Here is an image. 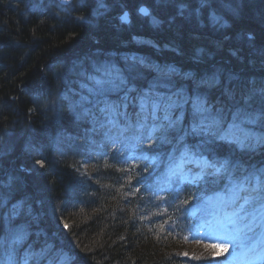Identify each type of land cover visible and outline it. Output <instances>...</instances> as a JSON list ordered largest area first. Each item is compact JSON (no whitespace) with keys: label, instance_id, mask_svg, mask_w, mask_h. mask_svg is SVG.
I'll use <instances>...</instances> for the list:
<instances>
[{"label":"trees","instance_id":"1","mask_svg":"<svg viewBox=\"0 0 264 264\" xmlns=\"http://www.w3.org/2000/svg\"><path fill=\"white\" fill-rule=\"evenodd\" d=\"M106 1L111 6V13L103 15L107 23L102 27V23L88 19L86 9L91 0L78 1L66 8L60 7L55 0L51 4H42L38 0H0V14L14 13L12 23L6 18H1L3 22L0 23V190L5 199L13 200L11 204L20 206L22 210L26 206L25 210L28 211L29 207L32 214L38 215L39 209L43 228L47 233L58 236H46L47 242L55 245V251L60 248L68 253L72 259L69 264H184L181 252L176 250L180 245L172 242L177 239L167 233H159L156 224L146 223L143 211L154 200L145 194L146 200L143 201L142 183L146 182V172L98 169L90 171L93 176L85 177L81 168L84 155L79 151L78 143L66 148L64 153L52 147L55 134L71 133L82 138L90 128V121L82 119L85 113L82 105L86 100L81 104L72 103L78 101L81 90L76 84L69 88V82L85 77L83 64L90 67L94 61L113 62L112 68L96 70L92 74L118 72L127 77L126 89L133 94V101H129L126 109L121 111L139 116L141 123L142 120L149 124L157 121L154 125L161 122L165 140L175 136L179 138L186 136L182 132L198 126L192 123L193 115L186 113L184 125L181 124L185 127L177 131L178 125L164 119L167 115L161 105L162 98L149 85L158 76H165L162 73L168 67L166 63L180 57L181 62H177L181 67H176L173 72V86L177 87L185 80L178 71L187 74L192 71L196 79H191V84L206 82L201 90L206 92L208 101L217 103L223 120L230 118L228 120L253 128L260 142L259 148L249 149L248 153L236 151L237 160L244 163L254 157L263 165L264 115L256 117L264 113V94L261 92L264 89V57L258 53V50L264 51V0H258L255 5L252 2L242 5L236 17L227 13L230 24L224 28L201 25L200 18L188 17L180 11L181 26L178 29H173L168 21L173 11L167 12L170 9L168 4L177 0L168 3H157V0ZM196 1L187 0V4ZM143 2L151 5L162 23L164 21L162 28L147 23L137 14L138 6ZM172 4L173 10H179V3ZM123 7L132 12L131 27L119 22ZM81 15L88 20H81L84 19ZM138 20L145 26L137 28ZM185 24L199 31L190 34L186 32ZM164 33L175 36V50L165 46L172 39ZM135 36L154 40L160 47L159 51L147 52L144 46L133 43ZM200 46L215 53L207 61H204L205 57H199L202 62L194 64L190 58L196 57L195 49ZM208 49L204 50L211 52ZM251 49L254 53L249 58L247 51ZM130 50L141 51L144 57L131 61L122 54ZM147 53L150 57L146 56ZM66 55L75 57L70 65L71 72L61 74L56 59ZM154 63L161 66H151ZM200 65L206 68L217 65L229 74L217 77L212 68L207 71ZM241 69L248 76H244ZM255 69L262 72L251 71ZM238 71L241 74L236 75ZM139 88L148 90L147 106L142 105L139 93L135 94ZM188 103H193L191 97L180 101V104ZM156 106L159 115L155 113ZM163 137L155 144L158 148L165 146L168 152L171 147L168 143L172 139L163 141ZM205 146L215 154L223 155L222 147L218 149L216 144L208 142ZM0 197L3 196L0 194ZM170 203L173 205L174 200ZM169 210L167 206V212L161 213ZM27 211L19 217L26 215ZM5 212L7 215L3 218ZM14 213L9 205L0 212V226L18 225L13 222ZM167 243L174 247L167 248ZM6 246L12 247L13 244ZM44 246L41 244L36 249L53 253L54 250ZM51 253L47 252L49 258Z\"/></svg>","mask_w":264,"mask_h":264},{"label":"rangeland","instance_id":"2","mask_svg":"<svg viewBox=\"0 0 264 264\" xmlns=\"http://www.w3.org/2000/svg\"><path fill=\"white\" fill-rule=\"evenodd\" d=\"M158 1L164 2L166 0H158ZM232 1H236V3H233ZM250 1L254 5L258 3V0H250ZM48 2L51 4L53 0H48ZM91 2L92 3L95 2L94 4L98 3L100 7V11L104 12L103 6L106 7L105 0H91ZM230 2H226V0H197L196 2L192 4H188L186 8L184 7V9H181L180 7L179 11L181 12L183 11L185 14H188V11H190V13H192L191 14L192 16H194L195 13L198 16H200L201 14H205L207 17H209L210 21H206V19L203 18L200 21L201 25L209 24V25H216L219 27L220 26L225 27L230 24V20H229L227 13L233 14L234 12H237V6L234 4H237L238 6L242 5L238 0H230ZM204 6L207 7L208 9L206 12L202 11ZM150 7L152 9V13L149 17L145 18L146 22L152 24L153 26H160L162 28L164 26V21L162 23V20L159 18V16L154 13L153 7L151 5ZM124 10L125 8L123 7L122 12L120 13V16L122 15ZM171 17L172 16H170L169 18ZM119 22L120 24H122L120 18H119ZM169 31L174 32V30H171V29H169ZM133 40H134L133 43L138 44L140 46L141 45L144 46L147 52L153 51L157 53L160 49L159 45L152 39L135 36ZM169 43L170 44L167 47L175 50L176 49L175 40L172 39L171 41H169ZM209 48H212V47H209ZM204 49H208V48L204 46H200L199 48L195 49V51H197L196 57L190 58L194 62V64H198L199 62H202L201 58L199 57H205L204 61H207L214 56V53H215L214 51L208 49L209 51H211V52H208ZM153 52H150V53H153ZM150 53H147V54H150ZM111 64L115 65L113 62H110V61L105 62L104 60L102 62L101 61H94L93 63L91 62L90 67H86V65L83 64L82 72H83V69L92 68V70H94L93 67L95 66H99L102 69H106L109 67L112 68ZM200 68L204 69L206 67L204 65H200ZM211 68L213 69L214 74L217 77H222L223 74H225L223 67L212 65ZM211 68H206V69H208L209 71ZM256 70H251V71L255 73L259 71L262 72L261 70H258V71ZM190 72L192 73V71ZM120 76L121 75L118 72L117 74H115L114 72L112 73L102 72L101 74H98V76L89 74L87 77L86 76L78 77L74 79L73 84H76V85L80 84L81 90L84 91L85 93V96H80L77 102L81 100H91V99L93 100L92 112L89 113V111H86L84 115H82V119L87 118L88 121H90L91 123L92 121L90 120L89 115L94 116L102 112L108 111L109 109L108 106L111 105V103L108 104L111 98V95H115L116 101L114 103L115 105L117 104V106L121 108L126 107L129 101H133V94L127 91L126 89L125 81L127 80V77L123 76L122 78H120ZM81 80H85L84 84L80 83ZM190 80L188 81L190 82ZM182 82L183 84L177 87H174L173 86L174 80H171V79L167 80V79H164V76L163 77L159 76V80L153 81L149 85L151 89H153L155 93H158L162 98L161 105L166 110V115H167L164 117L172 125H178V124L184 123L186 113L187 114L190 113L191 115H193L192 123L198 125L200 130H202V128H206V129L211 130V132L214 135H218L222 128L218 126L219 111L217 107H215L214 105L208 104L207 101L203 100L207 96L204 90L198 91L194 89L193 92L195 93V95H192L188 92L189 82H186V81H182ZM135 94H138V96L142 99L141 100L143 101L142 105L147 106L148 102H146L147 100L145 101V99L150 97L148 90L146 88H139L138 92L136 91ZM190 97L193 103L180 104L181 99H187ZM65 98L70 101L68 97H65ZM77 102L72 101V103H75V104ZM56 105L59 106L60 104H56ZM139 105H141V103H139ZM199 107H203L206 110L203 112H198L197 109ZM155 113L156 115H159L158 106H156ZM108 119H111V118H108ZM68 120L70 121V117H68ZM214 121L215 123H213ZM159 128L161 131H157V129L155 128H151V130L153 132L157 131L158 134L162 133V131H164V126L161 125L159 126ZM225 130L228 131V133H233L235 130V132L233 133L231 137L232 141H237L238 139H240L241 135L245 137L247 133L246 128L241 123H237V125L231 124L228 127H226ZM90 132H91L92 137H95L98 135V131L96 127L91 129ZM84 135L85 137L82 136V139H86V138L88 139V133ZM150 135L151 136L154 135V136L151 138V140H149V142H152V144H155V139L157 137V134L155 135V133H151ZM53 139H54L53 140L54 143L52 147H54L55 149H62L63 147H68L72 145V143L75 142V140H78L76 139V137H73L70 134L66 135V134H60V133L55 134L53 136ZM83 146L88 147L89 145L87 143V145H83ZM139 148L142 150L146 149L144 145H140ZM91 157H94V155L91 154L90 156H88V158H91ZM96 160L97 162L92 160L88 164L84 163L83 171L87 173H89V171L96 172L98 169L102 171L104 167L107 165V163L104 164L103 162H100L101 157H97ZM0 194L3 196V197H0V212H2L7 207L8 201L4 200L5 194L2 193L1 190H0ZM27 209L28 211L25 209L20 210L22 214H25V212L27 211L26 215L21 216V217H19L18 215H15L14 217L15 219L13 220V222L18 223V225L16 226L7 225L3 227L0 226V249L6 247L12 250V255L6 258V260L12 262V260L14 259L13 257L14 256L16 257V255L18 256V252H19V254H25L27 258H31L32 264H69L70 263L69 260L71 259L70 256L65 254L64 255L65 257L61 258L63 253L61 252L60 248L59 249L57 248L56 252L53 251L54 254L51 257L54 258L55 260L52 262H49L50 259H48L49 256L47 255V251L41 253V250H40L38 253H36V248H38L41 244H45V246H48V249L50 250L51 249L55 250V245H53L52 242L48 243L47 241H49V239H47L45 235L40 233L39 229H41V227L39 228L38 223L41 222V213L39 212V209H38V215H36L35 213L32 214L31 209L29 207ZM18 213L19 211H17V214ZM11 214L12 212L10 211L9 215ZM6 215H7V212L3 214V218H5ZM235 219H240V220L237 223L238 231L236 232V237H234V239L242 247L241 254H243L244 256H248L250 255L249 251L257 247V245L260 244L262 241L257 240V238L255 237V235L258 234V231L247 234V235H245V232L247 231L249 225H252L256 221H259L260 224H264V204L258 207L257 210L253 214L250 215V218L248 220L247 219L244 220L243 218H235ZM36 227H38V229ZM223 233H227V232H223ZM229 234L235 235V233H229ZM20 236L23 237L22 239L26 241V244L25 243L21 245L19 244V242L17 241V238ZM202 239L206 241L205 244L199 241H196L195 239H190V243L183 242V241L179 243L178 242L179 240H172V242L178 243V245H180L178 248H176V250L181 253L186 252L187 254H191V253L199 254V253L206 252V251L215 252V253L219 251L220 246L218 245V242L216 241L215 238H212V237L206 238L204 236V238ZM191 242H194V243H191ZM6 244H10V245L13 244V246L7 247ZM167 244H168L167 248L169 247L170 249H172L174 247L170 243H167Z\"/></svg>","mask_w":264,"mask_h":264},{"label":"bare ground","instance_id":"3","mask_svg":"<svg viewBox=\"0 0 264 264\" xmlns=\"http://www.w3.org/2000/svg\"><path fill=\"white\" fill-rule=\"evenodd\" d=\"M169 1H172V0H166V1H164L165 3H168ZM242 5H243V7L244 6H246V4L247 3H251V1L250 0H238ZM226 2H230V0H226ZM233 3H236V1H232ZM95 3V2H94ZM94 3H92L91 2V4H89V7L86 9V14L88 15V19L89 20H91L93 23H102V24H100L102 27H104L105 25H103V24H105V23H107V21H106V19H104V17H103V15H107V14H109V13H111V6H110V4L105 0V4H106V7L105 6H103V9H104V12H101L100 11V7H99V5H98V3H96V4H94ZM147 3V2H146ZM172 3H179V7H182V6H184L185 4H187V0H181V1H179V0H177V1H173V2H170V4H168V7L170 8L167 12L168 13H170L171 11H173L172 12V14H170V16H172L171 18H169L168 19V21H169V23H171L172 24V26L175 28V29H178L181 25H179V19H180V17H179V15H180V11L178 10V9H174L173 10V4ZM231 3V2H230ZM232 3V4H233ZM234 5H236L237 6V12H234L232 15H235V17L236 16H238L239 15V11L241 10V8H240V6H242V5H240V6H238L237 4H234ZM106 8H107V10H106ZM163 8V7H162ZM161 8V9H162ZM160 9V10H161ZM14 13L13 12H11L9 15H4V14H0V23H2L3 21L1 20V18H6L7 20H9L11 23H12V21H13V19H14ZM82 16V15H81ZM84 19H82V18H80L81 20H88L85 16H82ZM119 18H120V14H119ZM127 24H133V20L131 19V18H129V21L128 22H126ZM178 23V24H177ZM137 28H139V27H144L145 25H143V21H140V20H138V22H137ZM15 25L17 26V23H15ZM19 25H20V23H19ZM133 26V25H132ZM129 27H131V26H129ZM184 27H185V29L187 30L188 29V31H186V32H189L190 34H194V33H196V32H198L199 30L197 29V28H194V29H192L191 28V25L190 24H185L184 25ZM183 29V28H182ZM182 29H181V32H182ZM192 29V30H191ZM9 33V35H10V37H11V30L8 32ZM164 35L166 36V37H168V38H170V39H173V40H175V36L173 35V36H170L169 34H167V33H164ZM217 38V37H216ZM176 39H178V40H180L181 39V37H177ZM250 39V38H249ZM188 41V40H187ZM190 42H192V41H190ZM169 44L170 43H165V46L167 47V46H169ZM249 46H252V44H248ZM248 49H250V48H248ZM253 51H252V49L250 50V51H247V55H248V57L250 58L252 55H253ZM258 53H259V55L261 56V57H264V51H261V50H258ZM125 57H128V58H130L131 60L133 59V56L132 55H130V54H126L125 52H123L122 53ZM178 54L179 53H176V55L178 56ZM235 54H236V52H235ZM70 56V57H69ZM74 57L75 56H71V55H66V57H62L61 59H56V66H58V65H60V68L59 69H61V74H65V72H71L70 71V65H71V63H72V61L74 60ZM174 60H176V61H178V62H181V58L180 57H175V58H173ZM94 68V70H92V68H90V69H83V72H82V74L83 75H85L86 77L89 75V74H92L93 72H95L96 70H99V69H102L101 67H99V66H95V67H93ZM54 72V71H53ZM241 72L243 73V75L244 76H248V74H247V72L246 71H244L243 69H241ZM65 78H66V75H65ZM126 83H129V81L128 80H126ZM34 148V145L32 146V149Z\"/></svg>","mask_w":264,"mask_h":264},{"label":"snow or ice","instance_id":"4","mask_svg":"<svg viewBox=\"0 0 264 264\" xmlns=\"http://www.w3.org/2000/svg\"><path fill=\"white\" fill-rule=\"evenodd\" d=\"M62 2L64 3H67L68 0H62ZM141 11H144L143 9ZM261 92L262 94H264V89H261ZM108 107H111V106H108ZM206 109H204L203 107H199L197 109L198 112H203L205 111ZM260 115H264V113L262 114H257V117L256 118H259ZM215 123V121L213 122ZM196 129L194 128L193 131H195ZM38 163H41L40 161H38ZM227 161L221 165V167L217 168L214 164H211V165H207L208 168H211L212 171L211 172H203L200 176L201 179H203L205 176H208L209 178H215L217 176H219V174L221 173L222 170H226V165H227ZM65 227H68V225H65ZM23 237L20 236L18 237L17 239H22Z\"/></svg>","mask_w":264,"mask_h":264},{"label":"water","instance_id":"5","mask_svg":"<svg viewBox=\"0 0 264 264\" xmlns=\"http://www.w3.org/2000/svg\"><path fill=\"white\" fill-rule=\"evenodd\" d=\"M62 4H64V5H68L69 3H71L73 0H68V2L67 3H64V2H62V0H59ZM144 10V11H141V10ZM140 11L144 14V15H147L148 13H149V11H148V9L146 8V7H142L141 9H140ZM122 20L124 21V22H128L129 21V12L127 11V12H125V14L122 16Z\"/></svg>","mask_w":264,"mask_h":264}]
</instances>
